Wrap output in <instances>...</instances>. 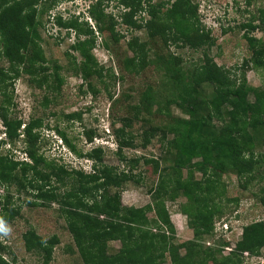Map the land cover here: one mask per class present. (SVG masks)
<instances>
[{
    "label": "trees",
    "instance_id": "trees-1",
    "mask_svg": "<svg viewBox=\"0 0 264 264\" xmlns=\"http://www.w3.org/2000/svg\"><path fill=\"white\" fill-rule=\"evenodd\" d=\"M38 1L0 0V62H9L8 67L0 63V118L12 139L19 135L23 123L21 119L11 116L9 74L15 73L17 77L24 73L37 87L54 88L56 92L60 91L65 82L59 69L49 73L46 66V58L38 42L39 34L34 25L35 12L28 11L31 7L35 11L34 5ZM117 1L128 8L123 12V22L134 29L145 28L150 42L159 46V52L165 49L157 60L158 68L163 65L165 69L164 78L159 81V87L146 82L148 88L143 91L141 104L134 107V117H140L142 108L151 110L154 104L161 111L164 102L166 107L175 103L188 115L187 118H175L165 123L162 130L151 128L150 133L140 134L143 146L160 135L159 140L172 152V164L161 168L159 161H155L153 168L158 180L149 190L151 201L148 204L140 207L125 205L121 198L123 187L134 179L132 171L140 160L136 156L127 158L122 154L123 148L134 145L136 138V135L126 133L132 118L122 120V126L116 130L117 153L122 156L124 165L131 168L132 171L128 172L104 164L101 160V146L87 153L94 160L91 172L75 168L69 171L65 164L52 165L53 162L48 163L51 167H43L46 158L36 154L41 120H32L24 127L31 162H19L0 154V184L7 186L6 193L0 194V225L13 221L21 213V206L14 201L10 188L15 185L21 191L20 186L29 185L37 201L60 203L61 215L66 219L67 228L78 246L84 264H210V261L216 264L218 258L215 255L219 253L218 250H211L207 256L197 260L194 240L183 244L174 242L175 228L167 201L177 202L181 196L186 198L185 202H180L179 209L189 216V226L198 237L212 233L215 229L214 216L222 214L217 199L220 195L218 191L223 187L220 177L224 171L233 170L240 177L250 175L248 182L256 178L264 179V173L258 170L260 158L255 157L253 151L255 136L264 130V91L250 89L243 81L237 83L229 71L218 65L206 50L200 64L193 69H183L181 58L169 50L171 43L194 49L213 44L205 28L200 26L196 15L197 6L192 0H174L165 10L166 1ZM142 11H146L150 18H136ZM261 18H264L263 14H250L248 19L252 31L256 28V19ZM111 19L113 23L116 21L114 16ZM108 28L115 44L118 43L120 35L114 24ZM90 35L94 41L92 32ZM243 38L249 45L251 55L244 65L253 63V67L264 66L261 38L252 34H245ZM150 42L139 38L129 40L127 49L133 54L124 58L123 69L134 73L147 68ZM87 53L86 50L88 60L74 67V73L83 71L86 81L95 76L100 80L94 58ZM206 83L213 87V94L208 95L204 90ZM252 92L255 100L250 101L249 95ZM59 96L61 94L57 93L56 97ZM43 104L46 105L45 102ZM226 105H230V108L224 111ZM78 115L74 111L65 118L72 120ZM214 118L223 124H214ZM87 134L92 140V131ZM150 161L146 160L147 163ZM197 172L201 173L200 179ZM262 191L264 193V187ZM260 206L261 220L244 227L236 248L221 258L222 264H243L244 251L253 254V251L264 245V195ZM22 237L26 250L41 254L44 264L49 262L59 242L57 235L46 239L33 227L25 231ZM113 241H120L121 246L111 252ZM227 243L224 241V244ZM181 247H186L183 254ZM17 263L16 254L0 236V264Z\"/></svg>",
    "mask_w": 264,
    "mask_h": 264
},
{
    "label": "rangeland",
    "instance_id": "rangeland-1",
    "mask_svg": "<svg viewBox=\"0 0 264 264\" xmlns=\"http://www.w3.org/2000/svg\"><path fill=\"white\" fill-rule=\"evenodd\" d=\"M159 1L167 2L163 8L165 10L174 0L170 2L152 0L154 3ZM192 1L197 6L196 15L200 26L205 28L213 44L194 49L171 43L169 50L181 58L180 65L183 69H193L200 64L206 50L218 65L229 71L231 78L238 81L237 83L243 81L250 89L264 91V66L253 67V63L244 65L245 60L250 59L251 55L248 51L249 45L243 38L245 34H252L261 38L264 45V18L256 19L254 22L256 28L253 31L250 29L248 19L252 13L264 15V0ZM34 7L35 11L33 7L28 8V11L35 12L34 25L39 34L38 42L45 55L48 72L52 73L59 69L65 82L60 91L56 92L54 88L37 87L24 73L17 77L15 73L9 74L11 116L21 119L23 124L18 131L19 135L12 139L0 118V154L19 162H31L30 146L26 141L24 127L32 120H41L36 154L46 158L47 162L42 164L43 167L49 168L51 165L48 163L53 162L52 165L65 164L69 171L75 168L91 172L94 160L87 153L101 146L103 148L101 160L104 164L116 166L119 170L125 169L126 172L132 171L130 167L124 165L122 156L117 153L116 136L117 128L123 124L122 120L132 118V124L126 127V133L136 135V138L133 141L134 145L123 148L122 154L127 158L136 156L140 160L132 171L135 177L124 185L121 198L125 205L140 207L148 204L151 201L149 190L158 180L153 168L155 161L158 160L162 168L171 165L173 158L172 152H169L159 140L160 135L153 137L147 146H143L140 134L150 133L151 128L162 130L165 123L172 122L175 118L188 117L175 103L166 107L165 102L162 103L161 111L157 109V104H154L151 110L142 108L140 117H134V107L141 104L143 91L148 88L146 82L159 87V81L164 78L165 69L163 65L158 68L157 60L165 49L159 52V46L150 42L145 28L134 29L123 22V12L128 8L117 0H40ZM112 16L116 19L114 23ZM140 17L148 19L150 15L142 11L136 16ZM113 24L120 35L117 45L108 28ZM244 24L247 25L241 27ZM91 32L94 41L93 38L90 39ZM133 38L148 40L151 47L147 56L149 62L147 68L129 73L123 69L122 61L133 54L127 49L129 40ZM87 40L90 42L87 43ZM86 50L87 55L94 58L100 72V80L95 76L86 81L83 71L79 74L74 73V67H79L86 59L88 60ZM0 63L5 67L9 66L8 61ZM203 88L208 95L213 94V87L210 84H204ZM57 93L61 94L59 98L56 97ZM249 100H255L253 92L250 93ZM229 108L230 105H226L224 111ZM74 111L80 115L72 120L65 118ZM212 121L219 126L223 124L217 118ZM91 131L92 140L87 134ZM260 134L255 136L253 151L255 157L260 158L261 165L258 170L264 173V130ZM147 159L151 161L147 163ZM196 175L201 178V173L197 172ZM249 177L250 175L240 177L235 171L228 169L220 177L223 187L217 189L220 193L217 200L222 214L217 213L214 222L222 218L229 220L234 230L232 233H226L230 239L221 234L220 226H217L218 231L214 226L212 233L197 237L189 226V216L179 209L180 202H185L186 198L181 196L177 202L167 201L175 228L174 242L183 244L188 240H194L196 242L194 249L201 256L196 253L197 260L207 256L211 250H218L219 253L215 255L218 258L216 264H222L221 258L233 252L244 227L262 218L260 203L264 195L262 191L264 179L256 178L248 182ZM19 188L21 191L13 185L10 190L13 191L14 201L21 206L20 215L13 221L0 225L1 240H4L16 254L17 264H44L41 254L30 253L25 248L22 234L32 227L46 239L53 235L59 237V242L55 245L47 264H84L78 246L67 228L66 219L61 215L60 203L37 201L33 196L35 192L29 185ZM61 189L65 190L64 187ZM6 191L7 186L0 184V194H5ZM224 241L228 243L224 244ZM226 245H231L230 248L233 249H227ZM120 246V241H113L110 251H117ZM180 251L182 254L185 253L186 247H181ZM240 254L238 257L242 260ZM253 255H248L247 258L244 255L242 263L254 264L261 259L264 260V245L253 251ZM209 263L215 264L213 261Z\"/></svg>",
    "mask_w": 264,
    "mask_h": 264
},
{
    "label": "clouds",
    "instance_id": "clouds-1",
    "mask_svg": "<svg viewBox=\"0 0 264 264\" xmlns=\"http://www.w3.org/2000/svg\"><path fill=\"white\" fill-rule=\"evenodd\" d=\"M223 219V220H222ZM221 220H218L216 223H214V226H216V230H217V226H220L221 228H220V232H222L221 234L222 235H224V236H226V233H232L234 230H233V228H232V226L233 225H231L230 223H229V220H226V219H224V218H222ZM219 222H221L220 224H219ZM225 222H227L228 223V228H225L224 226H223V224L225 223ZM219 224V225H218ZM218 231V230H217ZM227 237V236H226ZM228 238V237H227ZM228 239H230V238H228ZM230 247H232L231 245H226V248L228 249L229 248V250H232L233 248H230ZM235 248H236V246H235ZM234 248V249H235ZM245 252H249V251H244L243 252V258H245V256H246V258L248 257V255H246V254H244ZM250 253V252H249ZM245 255V256H244ZM250 255H253V254H251L250 253ZM244 263V262H243Z\"/></svg>",
    "mask_w": 264,
    "mask_h": 264
},
{
    "label": "built area",
    "instance_id": "built-area-1",
    "mask_svg": "<svg viewBox=\"0 0 264 264\" xmlns=\"http://www.w3.org/2000/svg\"><path fill=\"white\" fill-rule=\"evenodd\" d=\"M219 223H221V222H219ZM223 226H224L225 228H228V223L225 222V223L223 224ZM245 254H247V255L250 256V253H249V252H245ZM251 256H254V255H251ZM254 264H264V260L261 259L259 262L254 263Z\"/></svg>",
    "mask_w": 264,
    "mask_h": 264
}]
</instances>
